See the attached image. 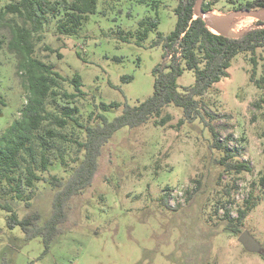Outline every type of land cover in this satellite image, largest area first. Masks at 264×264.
I'll return each instance as SVG.
<instances>
[{
    "label": "rangeland",
    "instance_id": "obj_1",
    "mask_svg": "<svg viewBox=\"0 0 264 264\" xmlns=\"http://www.w3.org/2000/svg\"><path fill=\"white\" fill-rule=\"evenodd\" d=\"M225 1L219 0L212 12L228 14ZM177 3L96 0L77 36L58 39L50 19L34 55L64 78L80 77L83 96L75 104L83 121L90 113L112 121L124 105H137L152 95L153 70L164 64L163 47L156 41L174 30ZM153 18L157 27L142 37L138 23ZM256 21L235 19L233 30L245 32ZM9 39V31L1 29L0 102L5 106L0 104V132L19 118L27 100L24 72L18 70L23 57L7 50ZM257 59L255 80L264 78L260 52ZM227 73L200 102L208 114L205 120L234 155L230 162L248 164L249 173L223 172L216 163L221 153L211 148L209 127L198 121L180 123L181 109L169 107L163 126L148 122L113 134L91 187L70 200L61 234L45 256L41 237L27 240L21 228H9V214L0 208V264H264V191L258 183L264 170V90L249 79L248 54H238ZM194 80L192 71L183 70L179 91ZM101 103L120 107L105 112ZM71 171L54 163L44 178L56 174L66 180ZM37 186L28 208L12 203L19 219L30 212H37L42 222L50 218L54 192L43 181ZM163 197L169 208L162 205ZM248 197L256 206L234 234L224 211L236 218ZM243 232L260 245L259 254L240 245Z\"/></svg>",
    "mask_w": 264,
    "mask_h": 264
},
{
    "label": "trees",
    "instance_id": "obj_2",
    "mask_svg": "<svg viewBox=\"0 0 264 264\" xmlns=\"http://www.w3.org/2000/svg\"><path fill=\"white\" fill-rule=\"evenodd\" d=\"M177 1L174 30L165 37L159 35L156 41L163 47L164 64L153 70L152 95L137 105H124L121 114L112 121L93 113L83 121L75 104L83 96L80 77L77 74L70 79L62 77L52 65L36 58L34 47L50 19L55 20L58 39L77 36L87 15L94 12L96 0H0V30L9 31L7 50L23 57L18 70L24 72L27 92L19 118L0 132V208L9 214V228H21L27 240L41 237L43 256L61 234L70 200L91 187L99 159L113 134L148 122L163 126L169 119V116L164 118L163 113L169 107L181 109L180 123L198 121L209 127L211 148L221 153L216 163L223 172L239 175L251 171L246 163L230 162L234 155L205 120L208 114L200 100L214 84L228 77L227 69L241 53L249 55L250 81L264 90V78L255 80L258 52L264 60V22L256 21L254 28L236 39L226 38L212 33L200 18L194 17L196 0ZM218 3L219 0H204L202 10L212 12ZM225 4L228 11L264 10V0H226ZM146 22L138 23L142 37L158 24L157 18ZM1 44L0 40V50ZM183 70L192 71L195 80L192 86L179 91L177 80ZM65 84L72 87L73 92H68ZM0 104L5 106L3 102ZM119 107L117 103L100 104L105 112ZM54 163H59L64 170H72L66 180L56 174L44 178ZM41 181L54 192L50 218L42 222L37 212H30L19 219L13 204L23 203L28 208ZM258 183L264 191V170ZM249 199L243 201L234 219H230L227 209L224 211L223 217L229 218L230 232L239 234L243 221L256 206ZM162 205L169 208L164 197Z\"/></svg>",
    "mask_w": 264,
    "mask_h": 264
},
{
    "label": "water",
    "instance_id": "obj_3",
    "mask_svg": "<svg viewBox=\"0 0 264 264\" xmlns=\"http://www.w3.org/2000/svg\"><path fill=\"white\" fill-rule=\"evenodd\" d=\"M203 1L204 0L195 1L193 8L194 17L200 18L206 27L214 34L236 39L241 36L243 32H234L233 22L235 19L250 17L257 21L264 22V10H233L225 15H217L210 11H203ZM238 242L247 252L255 254L260 253V245L248 234V232H243L238 237Z\"/></svg>",
    "mask_w": 264,
    "mask_h": 264
},
{
    "label": "built area",
    "instance_id": "obj_4",
    "mask_svg": "<svg viewBox=\"0 0 264 264\" xmlns=\"http://www.w3.org/2000/svg\"><path fill=\"white\" fill-rule=\"evenodd\" d=\"M170 57V56H169Z\"/></svg>",
    "mask_w": 264,
    "mask_h": 264
}]
</instances>
